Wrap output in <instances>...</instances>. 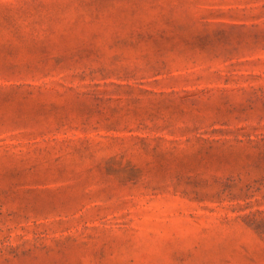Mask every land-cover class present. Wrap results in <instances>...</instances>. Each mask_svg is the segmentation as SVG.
<instances>
[{"label": "rangeland", "instance_id": "obj_1", "mask_svg": "<svg viewBox=\"0 0 264 264\" xmlns=\"http://www.w3.org/2000/svg\"><path fill=\"white\" fill-rule=\"evenodd\" d=\"M0 264H264V0H0Z\"/></svg>", "mask_w": 264, "mask_h": 264}]
</instances>
